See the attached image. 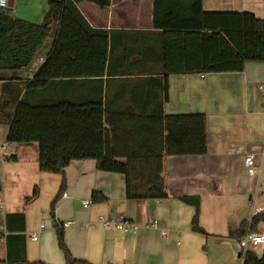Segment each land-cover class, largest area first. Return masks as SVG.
<instances>
[{
  "label": "crops",
  "instance_id": "obj_1",
  "mask_svg": "<svg viewBox=\"0 0 264 264\" xmlns=\"http://www.w3.org/2000/svg\"><path fill=\"white\" fill-rule=\"evenodd\" d=\"M68 1L86 21L90 37L82 49L87 58L90 53L94 57L89 63H72L69 70L99 72L106 37L104 73L57 79L32 92L28 100L79 105L101 102L109 145L121 152H158L162 120L205 115L207 154L165 156L163 178L168 198L137 201L127 199L124 175L99 171L94 160L73 161L65 171L62 191L60 175L40 171L38 144H13L15 160L0 157V260L8 255L19 260L25 249L31 263L66 264L43 221L48 212L37 211L42 203L51 208L57 199L52 217L56 233L57 226L72 222L62 229L75 259L91 264H209L211 249L220 255L215 257L216 263H233L239 242L230 232L264 210V90L259 89L264 85V62H249L242 73L169 75L165 70L166 43L173 68L184 63L190 49H184L185 29L155 27V9L179 8L163 21L188 24L192 16L201 19L192 9L198 0H110L105 8L94 0ZM49 2L11 0L7 11L14 19L42 25ZM202 10L247 12L264 19V0H204ZM50 27V35L31 66H38L40 58L46 60L54 48L60 22H51ZM31 66L0 69V87L33 77ZM9 129L0 124V145L7 141ZM250 155L259 170L255 176L248 175L245 167ZM36 188L38 198L27 204ZM93 192L103 194L106 201L84 206L82 201L92 200ZM184 197L200 198L199 225L207 236L192 231L195 208L184 203ZM16 214L25 217L23 232L19 218L6 226L7 215ZM100 216L128 219L140 225L141 231L128 235L109 230L100 223ZM154 219L159 229L146 228ZM41 225L45 230L39 232ZM257 232L264 234V223ZM36 234L38 240L33 241ZM263 253L264 245L260 255Z\"/></svg>",
  "mask_w": 264,
  "mask_h": 264
},
{
  "label": "trees",
  "instance_id": "obj_2",
  "mask_svg": "<svg viewBox=\"0 0 264 264\" xmlns=\"http://www.w3.org/2000/svg\"><path fill=\"white\" fill-rule=\"evenodd\" d=\"M198 0L192 8L201 19H190L188 24H171L163 19L178 11L169 6L155 9L156 28L185 29L184 49L189 55L179 68H173L170 60V45L166 43L165 70L169 75L242 73L249 62H264V19L252 13H204ZM102 8L110 0H94ZM46 22L42 25L12 18L7 9L0 10V69L20 70L28 68L50 35V23L60 22V33L52 52L32 79L9 81L0 87V124L9 126L7 141L12 144H38V163L41 172L62 177L63 191L66 186V169L73 161L94 160L102 172L124 175L128 200H164L168 198L163 178L165 156H204L207 154L206 116H170L161 121V148L158 152L120 151L111 147L104 129L101 102L71 104L67 102H36L28 100L32 92L47 88L56 81L70 76L102 75L107 60V38H104V54L98 71L71 72L72 63L94 60L92 53L87 58L82 49L89 40L87 24L75 5L68 0H50ZM165 16V17H164ZM169 20V19H168ZM86 46V45H85ZM87 47V46H86ZM164 131L167 137L163 138ZM116 138V137H115ZM121 159H125L124 162ZM10 160L14 161V157ZM39 196L26 200L30 204ZM195 208L191 228L193 232L207 236L199 225L200 198L181 199ZM57 199L51 204L49 215L54 218ZM106 198L93 192L92 202L103 203ZM22 221L21 214L7 215L6 226L11 219ZM264 223V210L243 222L239 229L230 232L238 242L249 233H258L257 227ZM59 248L66 264H91L75 259L65 243L64 231L57 226ZM24 239V237H21ZM243 264H264V253L258 255L248 251ZM0 264H46L26 260L23 256L16 261L0 260Z\"/></svg>",
  "mask_w": 264,
  "mask_h": 264
},
{
  "label": "built area",
  "instance_id": "obj_3",
  "mask_svg": "<svg viewBox=\"0 0 264 264\" xmlns=\"http://www.w3.org/2000/svg\"><path fill=\"white\" fill-rule=\"evenodd\" d=\"M11 0H0V9H7L9 8ZM45 60L40 58L38 59V66H31L30 71L35 74L39 68L40 65L44 64ZM29 79H32L30 77ZM260 90H264V85H261L259 87ZM13 144L9 142H5L0 145V157L4 160H9L13 158L16 155L15 148L11 147ZM245 167L248 171V174L250 176H255L257 174V170L255 168L254 164V157L253 156H247L245 159ZM63 197H67V194H64ZM82 204L84 206H91L93 204L92 200L88 201H82ZM49 214V213H48ZM99 221L101 224H103L107 229L109 230H115L120 231L123 234L128 235H137L141 231V226L128 220L125 218H119L117 220L108 219L105 216H100ZM72 224V222L63 223L61 227H68ZM146 228H153V229H159V222L158 220H150L145 225ZM45 230V226L41 225L39 228V232H42ZM165 234V233H164ZM33 241L38 240V235H33L31 237ZM239 245L241 248V253L244 255L248 251H255L258 247H261L264 245V234L260 233H249L247 234L243 239L239 241ZM242 258V257H241ZM243 261V258H242Z\"/></svg>",
  "mask_w": 264,
  "mask_h": 264
},
{
  "label": "rangeland",
  "instance_id": "obj_4",
  "mask_svg": "<svg viewBox=\"0 0 264 264\" xmlns=\"http://www.w3.org/2000/svg\"><path fill=\"white\" fill-rule=\"evenodd\" d=\"M255 168H256L257 171H259L256 165H255ZM247 174H248V171H247ZM248 175H249V174H248ZM37 211H38V213H42V214H43L44 212H48V213H49V212H50V208L42 203V204L40 205V207L37 208ZM48 215H49V214H48ZM43 221H44L45 225L47 226V230H48V231H51L52 234H53V236L55 237V238L53 239L52 243H53L54 246L59 250V252H61V254H63L62 251H61L60 248H59L58 236H57V233H56L55 222H54L53 218L49 215V216L46 217ZM65 243H66V242H65ZM261 248H262V246H261V247H258V248L256 249V253H257L258 255H260V249H261ZM240 250H241L240 245L237 243V244H236V252H237V253H235V261H234L233 263H231V264H243L242 259L238 257V252H239ZM63 256H64V255H63ZM216 256H217L218 258L220 257V255H217L216 252H213V251H211V249H210L209 264H220V263H216V259H215Z\"/></svg>",
  "mask_w": 264,
  "mask_h": 264
}]
</instances>
